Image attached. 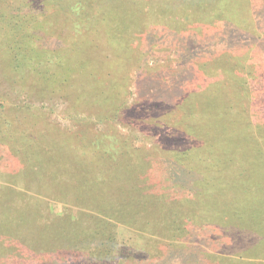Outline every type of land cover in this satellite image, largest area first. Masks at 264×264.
Returning <instances> with one entry per match:
<instances>
[{"label":"rangeland","instance_id":"obj_1","mask_svg":"<svg viewBox=\"0 0 264 264\" xmlns=\"http://www.w3.org/2000/svg\"><path fill=\"white\" fill-rule=\"evenodd\" d=\"M0 264H264V0H0Z\"/></svg>","mask_w":264,"mask_h":264},{"label":"trees","instance_id":"obj_2","mask_svg":"<svg viewBox=\"0 0 264 264\" xmlns=\"http://www.w3.org/2000/svg\"><path fill=\"white\" fill-rule=\"evenodd\" d=\"M218 139H219V144H220V145H222L224 141H226V143L230 141L229 143L234 142V143L236 144V142H235L234 139H231V138H227V137H226V135H225V130L222 131V134L219 135ZM183 158H184V157H183ZM262 163H263V162H262ZM170 168H171V167H170Z\"/></svg>","mask_w":264,"mask_h":264}]
</instances>
